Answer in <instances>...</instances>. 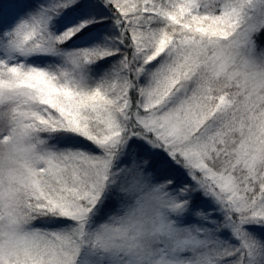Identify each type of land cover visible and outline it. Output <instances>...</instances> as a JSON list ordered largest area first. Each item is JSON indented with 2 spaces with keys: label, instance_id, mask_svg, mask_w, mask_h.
Returning a JSON list of instances; mask_svg holds the SVG:
<instances>
[{
  "label": "snow or ice",
  "instance_id": "1",
  "mask_svg": "<svg viewBox=\"0 0 264 264\" xmlns=\"http://www.w3.org/2000/svg\"><path fill=\"white\" fill-rule=\"evenodd\" d=\"M0 264H264V0H0Z\"/></svg>",
  "mask_w": 264,
  "mask_h": 264
}]
</instances>
